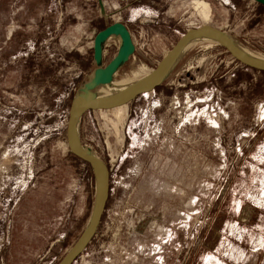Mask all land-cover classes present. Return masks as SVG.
<instances>
[{
    "label": "rangeland",
    "instance_id": "374dc122",
    "mask_svg": "<svg viewBox=\"0 0 264 264\" xmlns=\"http://www.w3.org/2000/svg\"><path fill=\"white\" fill-rule=\"evenodd\" d=\"M259 4L0 0V264H59L90 221L98 181L70 151L67 125L82 86L121 46L111 37L95 60L99 30L135 22V51L111 81H139L205 24L264 57ZM211 42L186 49L199 60ZM211 56L207 78L178 67L159 88L82 114L79 142L105 164L110 195L73 264H264V71Z\"/></svg>",
    "mask_w": 264,
    "mask_h": 264
},
{
    "label": "water",
    "instance_id": "95a60500",
    "mask_svg": "<svg viewBox=\"0 0 264 264\" xmlns=\"http://www.w3.org/2000/svg\"><path fill=\"white\" fill-rule=\"evenodd\" d=\"M264 6V0H254ZM208 34L215 41L220 43L235 59L241 63L264 71V60L249 57L240 52L232 42L233 40L226 35L222 30L205 24L201 27H195L187 30L182 37L176 42V44L167 52V54L158 63L157 67L151 72L148 80L140 87L132 90L126 95L108 101H94L93 92L89 91L82 98H76L73 100L69 120L67 125V141L70 151L83 161L89 163L94 171L95 177L101 184V195L97 208L92 213L90 221L75 245L65 255V257L59 262V264H73V262L80 256L86 246L91 242L95 235L97 228L101 222L102 216L105 212L106 205L110 195V174L105 164L94 154H91L87 148L83 147L80 142L76 131V124L80 121V114L88 110L98 109H111L118 106H122L137 96L146 93L152 89H155L165 79L171 68L173 67L177 57L180 55L184 47L200 34ZM120 35L123 40L122 46H120L117 54L114 58L102 68H98L95 71L93 84L90 86L93 89L98 84L109 83L119 65L129 59V57L135 51V44L132 39V35L127 26L122 22H115L103 29H101L94 38V58L95 60H101L103 56V43L112 36Z\"/></svg>",
    "mask_w": 264,
    "mask_h": 264
},
{
    "label": "bare ground",
    "instance_id": "6f19581e",
    "mask_svg": "<svg viewBox=\"0 0 264 264\" xmlns=\"http://www.w3.org/2000/svg\"><path fill=\"white\" fill-rule=\"evenodd\" d=\"M117 38L119 39V42L122 46L123 44V40L122 37L120 35H116ZM197 40H214L211 36H209L208 34H200L198 37H196L195 39H193L192 41H190L182 50V52L180 53V55L177 57L176 61L178 60V58L181 56V54L184 52V50L194 41ZM215 41V40H214ZM235 45V47L242 52L243 54L252 57V58H256L259 60H264V57L256 54L254 52H252L251 50L245 48L244 46H242L241 44H239L236 41H232ZM175 61V62H176ZM175 64V63H174ZM151 74V73H150ZM150 74H148L146 77H144V79H141L139 81H133V80H121V81H111L109 83H105V84H99L96 92L97 94L93 93V97H94V101H108V100H114V99H118L124 95H126L127 93L131 92L132 90L140 87L141 85H143L149 78ZM95 73H92V75L90 76V79L88 80V82H86L85 85L82 86V88L79 91V94L76 96V98H82L85 94H87L89 91H92V89L90 88V86L93 84V79H94ZM81 118V114L79 115ZM79 122H77L76 124V131H77V135H78V127H79ZM84 147V146H83ZM88 151L91 154H94L92 151H90L88 149ZM100 195H101V184L100 182L98 183V197H97V201H96V206L94 208H97L98 204H99V200H100ZM93 211V212H94Z\"/></svg>",
    "mask_w": 264,
    "mask_h": 264
},
{
    "label": "crops",
    "instance_id": "0c3cea01",
    "mask_svg": "<svg viewBox=\"0 0 264 264\" xmlns=\"http://www.w3.org/2000/svg\"><path fill=\"white\" fill-rule=\"evenodd\" d=\"M136 19H138V17ZM115 22H122V23H124L127 26V28L129 29L132 37L138 31L136 28L133 29L134 26L136 25L135 22H132L131 23V29L128 26V23H126L123 20H116L113 23H115ZM113 23H111V24H113ZM111 24H109V25H111ZM109 25H107V26H109ZM137 27H139V24H137ZM110 40H111V37L109 39H107L103 43V49L105 48L106 45H108V43L110 42ZM204 51L205 52L203 53V56L199 60H198V58H196L195 60H193L191 58V53H193V51H191V48L185 49L184 52L181 54V56L175 62V64L173 65V67L171 68V70L169 71V73L167 74V76L165 78L170 77L171 73L174 72L175 69H177L178 67H183V66L184 67H187L186 68L187 73H188V76L187 77H189V78H207V76L209 75L207 73L208 68L209 67L210 68L211 67L216 68L218 66L217 63H213L214 60H213V58L211 56V54H212L213 51H216L217 54H220V53H224V54L225 53H228V55H230V57L232 59L231 60L232 63L235 62V58L220 43H218L217 41L216 42H211L210 44L204 46ZM192 61H195V62L192 63ZM210 63H212V64H210ZM214 65H215V67H214ZM203 68L206 70L205 74L204 73H200V71H199L200 69H203ZM230 68H231V70L229 71V69H226V71L224 73H222V76L226 75L228 77V74L233 72L235 66H232ZM190 72H191V75L189 74ZM232 76H233V74H232ZM232 76L230 78H232Z\"/></svg>",
    "mask_w": 264,
    "mask_h": 264
},
{
    "label": "trees",
    "instance_id": "16d2710c",
    "mask_svg": "<svg viewBox=\"0 0 264 264\" xmlns=\"http://www.w3.org/2000/svg\"><path fill=\"white\" fill-rule=\"evenodd\" d=\"M260 5H262V4H260ZM263 6V5H262ZM157 88H159V87H157Z\"/></svg>",
    "mask_w": 264,
    "mask_h": 264
}]
</instances>
